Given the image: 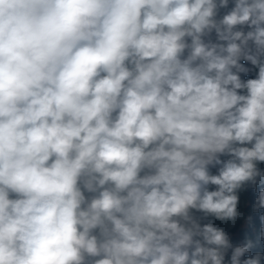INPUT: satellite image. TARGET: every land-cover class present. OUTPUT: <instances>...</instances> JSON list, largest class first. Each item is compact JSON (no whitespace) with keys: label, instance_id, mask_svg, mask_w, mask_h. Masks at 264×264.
<instances>
[{"label":"clouds","instance_id":"obj_1","mask_svg":"<svg viewBox=\"0 0 264 264\" xmlns=\"http://www.w3.org/2000/svg\"><path fill=\"white\" fill-rule=\"evenodd\" d=\"M0 264H264V0H0Z\"/></svg>","mask_w":264,"mask_h":264}]
</instances>
